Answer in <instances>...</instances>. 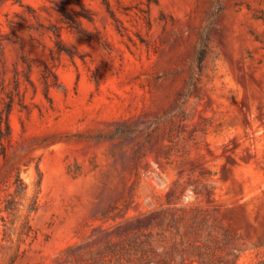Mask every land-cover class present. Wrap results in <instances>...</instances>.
Segmentation results:
<instances>
[{"label": "rangeland", "instance_id": "1", "mask_svg": "<svg viewBox=\"0 0 264 264\" xmlns=\"http://www.w3.org/2000/svg\"><path fill=\"white\" fill-rule=\"evenodd\" d=\"M7 101L0 264H264V0H0Z\"/></svg>", "mask_w": 264, "mask_h": 264}, {"label": "trees", "instance_id": "2", "mask_svg": "<svg viewBox=\"0 0 264 264\" xmlns=\"http://www.w3.org/2000/svg\"><path fill=\"white\" fill-rule=\"evenodd\" d=\"M47 70L55 78V74L50 69H47ZM45 83H46V85L43 88V93L45 96H47V94H48L47 89H49V86L52 83H48L47 81ZM5 105H6V107L4 109L0 108V139L8 137L11 133V127H10V123H9V114L11 111V103L9 101H7L5 103Z\"/></svg>", "mask_w": 264, "mask_h": 264}]
</instances>
